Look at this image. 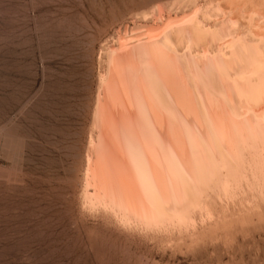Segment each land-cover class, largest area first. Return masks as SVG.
Segmentation results:
<instances>
[{"label":"bare ground","instance_id":"bare-ground-1","mask_svg":"<svg viewBox=\"0 0 264 264\" xmlns=\"http://www.w3.org/2000/svg\"><path fill=\"white\" fill-rule=\"evenodd\" d=\"M159 2L100 42L76 197L77 210L151 239L217 207L252 209L242 188L254 179L264 214V0Z\"/></svg>","mask_w":264,"mask_h":264},{"label":"rangeland","instance_id":"rangeland-1","mask_svg":"<svg viewBox=\"0 0 264 264\" xmlns=\"http://www.w3.org/2000/svg\"><path fill=\"white\" fill-rule=\"evenodd\" d=\"M161 1L172 0H0V264H264L255 179L252 191L250 179L242 188L252 209L217 207L185 228L180 236L203 231L184 240L158 228L160 239L111 232L98 214L77 210L99 50L136 12Z\"/></svg>","mask_w":264,"mask_h":264}]
</instances>
